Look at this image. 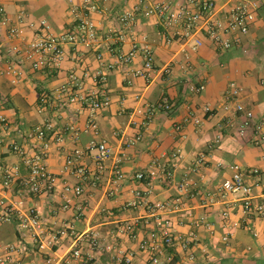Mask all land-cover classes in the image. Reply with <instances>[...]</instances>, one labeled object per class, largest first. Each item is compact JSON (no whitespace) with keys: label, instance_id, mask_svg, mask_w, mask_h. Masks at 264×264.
<instances>
[{"label":"crops","instance_id":"1","mask_svg":"<svg viewBox=\"0 0 264 264\" xmlns=\"http://www.w3.org/2000/svg\"><path fill=\"white\" fill-rule=\"evenodd\" d=\"M96 1L103 9L91 15L99 30L98 39L89 47H66L65 59L56 72L33 71L14 60L8 49L18 41L8 36L0 14V207L1 203L13 204L21 212L34 208L41 224L35 240L21 237L16 219L0 223L1 264H40L45 258H66L70 264H81L73 257V249L92 256L98 264H126L129 254L130 264H151L149 253L140 245L156 222L153 212L139 203L137 192L146 195L149 202L180 201L177 212L170 216L179 237L169 248L176 263L264 264V210L255 209L264 206V136L257 142L254 126L241 135L243 114L225 109L229 85L236 82L244 89L241 101L245 107L254 112L257 121H264V0H213L219 17L239 2L258 4L249 33L228 51L218 50L204 35H199L203 45L196 50L192 48L194 40L166 44L159 19L141 13L152 0ZM81 2L0 0V7L12 18L24 12L27 22L45 20L53 33L60 34L73 27ZM135 8L139 9L137 21L120 40L118 18ZM33 33L27 30L28 40ZM134 43L152 49L154 72L149 81L140 74L144 65L141 53L130 65L118 64V57L128 53ZM14 64L21 72L17 78L7 74V68ZM109 64L114 67L106 71ZM98 69L106 71V81L94 80L92 75ZM73 74L79 96L107 95L109 107L93 115L81 101L59 109V91L64 86L72 88ZM192 83L205 84V90L191 92ZM43 94L48 101L39 112ZM164 99L172 109L157 111L147 119L145 105ZM90 118L98 126L97 134L88 127ZM47 122L53 127L47 133L45 160L57 177L56 190L29 195L22 184L28 167L12 145H21L30 153L38 151L44 142L29 141L26 135ZM75 130L78 138L73 135ZM92 140L105 141L112 150L104 172L97 175L96 151H86ZM75 148L85 150L80 162L95 179L82 181L66 169V157ZM202 155L204 162L194 171ZM152 159L173 177H165L159 169L157 178L139 180L137 174L149 171ZM116 163L123 178L113 174ZM233 164L259 170L247 177L254 185L252 208H245L241 195L232 191ZM5 170L18 171L8 185L4 183ZM67 183L81 184L83 194L72 196L70 208L63 209L60 193ZM183 183H188L189 192L181 190ZM128 222L136 223L132 237L120 232ZM63 229L68 233L54 239L53 235ZM92 235L112 249H93L88 238Z\"/></svg>","mask_w":264,"mask_h":264},{"label":"built area","instance_id":"2","mask_svg":"<svg viewBox=\"0 0 264 264\" xmlns=\"http://www.w3.org/2000/svg\"><path fill=\"white\" fill-rule=\"evenodd\" d=\"M79 11L75 12V21L73 27L63 33L55 34L51 30V26L47 21L42 20L39 23L27 22L24 12L17 14L16 18L6 14L4 7H0V14L3 16L1 23L7 29V34L10 38L18 42L13 44L8 52L12 55L15 61L20 65L27 64L33 71H51L56 72L61 68V64L65 59L66 47L76 49L79 46H91L99 37V30L91 18L93 13H102L103 9L98 5L96 0H81ZM258 4L253 1H242L233 6L228 12H225L222 17L218 16L219 9L213 0H176V1H158L152 0L151 4L147 5L143 12L144 17L156 16L162 27V34L165 37L166 44L170 45L174 42L188 43L194 40L192 48L198 49L203 45V39L199 35H204L211 43L220 51H228L238 46L242 42V37L249 33L251 24L255 21L256 10ZM138 8L133 11L123 13L119 18L121 28L116 32L120 40L124 39L125 31L130 29L137 21ZM33 30V38L27 39V30ZM141 53L144 57V65L140 74L149 81L154 72V57L152 49L149 45H139L134 43L131 50L126 54H121L118 57L120 65H130L136 55ZM11 65L7 68V74L17 78L21 72L19 65ZM113 65H106V71L113 69ZM105 71V70H104ZM98 69L92 75L96 82H104L107 79L106 71ZM167 71L170 72L169 67ZM73 79L72 88L68 86L62 87L59 91L58 108L65 109L77 102H85L88 110L95 113L96 111L106 109L110 105V98L107 95L99 97L98 95L79 96L75 92V87H78L76 75H71ZM264 86V79L261 80ZM205 90V84L192 83L190 91L199 94ZM244 89L236 82H231L227 92L229 104L225 105L226 110H232L235 113H242L243 119L239 126V133L244 135L249 129L254 126L255 134L258 138L257 142L262 141L264 136V121L256 120L254 112L247 109L241 97ZM48 96L43 94L40 96L38 103L39 112L42 111L47 104ZM172 109L168 99L162 100L160 103L145 105L146 118L150 119L157 111H170ZM209 111V108H205ZM139 113L142 110L138 111ZM51 123L38 125L27 133V139L40 140L44 142V146L38 151L30 153L25 147L13 144V151L17 152L24 158V162L28 167L29 173L22 180L24 190L29 195H38L44 192L53 193L56 190L57 177L49 171L45 156H46V138L47 133L52 129ZM89 128L95 134L98 132V126L94 119L89 120ZM179 130L180 127H177ZM73 135L78 138L79 132L73 131ZM139 139V138H138ZM96 151L94 161L96 165V175L104 172L106 163L111 156V148L105 141L92 140L86 151ZM86 154L85 150L79 148L73 151L66 157V169H70L82 181L92 180L96 175L83 165L80 160ZM205 157L202 155L194 168L204 162ZM233 171L232 191L239 193L244 203L245 208H252L254 185L247 181V177L259 173L258 169H244L238 164L230 166ZM159 169L165 177L172 178L173 174L166 167L160 164L156 159L151 160L150 170L137 174L139 180L155 179L159 175ZM113 174L118 178H123V172L116 163L113 166ZM18 171L5 170L4 183L10 184L16 179ZM181 190L189 192L188 183L181 184ZM83 194L81 184H65L60 193L63 200V209L70 208L72 196L79 197ZM139 203L146 205L152 212L156 222L154 230L149 237L145 239L140 247L147 251L150 255L151 264H178L174 261L170 252L172 247L179 237L175 234L170 216L177 212L180 201H158L149 202L146 195L142 192H137ZM137 203H133L136 205ZM257 212L264 210L263 205L255 207ZM80 215V214H79ZM18 221L20 235L23 238L31 237L37 239L40 236V218L38 212L34 208H30L26 212L19 211L13 204L1 203L0 207V223ZM136 223L128 222L120 227V232L134 236ZM68 233L67 229L60 230L53 235L54 239L58 236H63ZM89 241L92 248H105L106 251L112 249L111 246L105 245L96 235L89 236ZM43 246H41V249ZM73 257L79 259L81 264H98L97 261L90 255H86L80 249L72 250ZM165 257L162 261V257ZM132 254L125 257V263L130 264ZM0 260V264H1ZM40 264H70L66 258H45Z\"/></svg>","mask_w":264,"mask_h":264},{"label":"trees","instance_id":"3","mask_svg":"<svg viewBox=\"0 0 264 264\" xmlns=\"http://www.w3.org/2000/svg\"><path fill=\"white\" fill-rule=\"evenodd\" d=\"M145 181L147 180V179H144Z\"/></svg>","mask_w":264,"mask_h":264}]
</instances>
